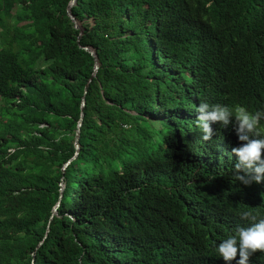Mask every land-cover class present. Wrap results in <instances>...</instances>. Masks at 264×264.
Masks as SVG:
<instances>
[{
	"label": "trees",
	"instance_id": "trees-1",
	"mask_svg": "<svg viewBox=\"0 0 264 264\" xmlns=\"http://www.w3.org/2000/svg\"><path fill=\"white\" fill-rule=\"evenodd\" d=\"M70 1L0 0V264H226L264 182L195 109H264V0Z\"/></svg>",
	"mask_w": 264,
	"mask_h": 264
},
{
	"label": "clouds",
	"instance_id": "clouds-1",
	"mask_svg": "<svg viewBox=\"0 0 264 264\" xmlns=\"http://www.w3.org/2000/svg\"><path fill=\"white\" fill-rule=\"evenodd\" d=\"M195 112L198 115L194 124L203 133L204 141L212 139L213 124L219 123L226 128L234 123L238 141L242 142L231 148L236 157L233 164L235 180L244 185L264 182V109L252 111L244 104L229 107L202 100ZM242 215L250 219V224L247 227L237 226L234 234L215 245L216 252L226 264L233 260H236V264H249V259L255 252L264 253V218H258L249 212Z\"/></svg>",
	"mask_w": 264,
	"mask_h": 264
},
{
	"label": "water",
	"instance_id": "water-1",
	"mask_svg": "<svg viewBox=\"0 0 264 264\" xmlns=\"http://www.w3.org/2000/svg\"><path fill=\"white\" fill-rule=\"evenodd\" d=\"M76 1L77 0H71L70 1V3L68 4V6L66 8V12H67L68 18L72 21V23L74 25V28L79 31L78 38H77V43H79V41L81 39V36H82V32H83V26H82V24L80 22H78V20L71 13V8L75 5ZM80 48L83 49L84 51H86L87 53H89L92 56V58L94 60V68H93V73H92L91 77L89 78L88 82L85 85L84 94H83L82 101H81V115H80V120H79L78 125H77L76 134H75V147H76L77 151L79 149L78 139H79V134H80V127L82 125V119H83V116H84L83 111H84V107H85V95L87 93L89 84L91 83L93 78L96 76V73H97V71L99 69V66H100L99 61H98V57H97V54H96L95 50H93L91 47H80ZM67 165H68V163L64 167H66ZM61 191H62V188H61ZM58 206H59V202L57 203V205L54 207V209L52 211L53 215L57 214ZM50 219H52V216H51ZM48 231H49V228L47 227L45 237H46ZM41 244H42V242H40L38 244L37 248Z\"/></svg>",
	"mask_w": 264,
	"mask_h": 264
},
{
	"label": "rangeland",
	"instance_id": "rangeland-1",
	"mask_svg": "<svg viewBox=\"0 0 264 264\" xmlns=\"http://www.w3.org/2000/svg\"><path fill=\"white\" fill-rule=\"evenodd\" d=\"M86 23H90V20H87ZM63 187V186H62Z\"/></svg>",
	"mask_w": 264,
	"mask_h": 264
}]
</instances>
